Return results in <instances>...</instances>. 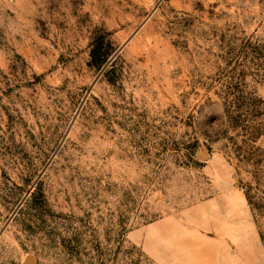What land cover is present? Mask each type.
Instances as JSON below:
<instances>
[{"label": "rangeland", "instance_id": "1", "mask_svg": "<svg viewBox=\"0 0 264 264\" xmlns=\"http://www.w3.org/2000/svg\"><path fill=\"white\" fill-rule=\"evenodd\" d=\"M0 264H264V0H0Z\"/></svg>", "mask_w": 264, "mask_h": 264}, {"label": "trees", "instance_id": "2", "mask_svg": "<svg viewBox=\"0 0 264 264\" xmlns=\"http://www.w3.org/2000/svg\"><path fill=\"white\" fill-rule=\"evenodd\" d=\"M114 55L115 49L108 36L102 34L92 41L89 65L96 70L102 71Z\"/></svg>", "mask_w": 264, "mask_h": 264}]
</instances>
